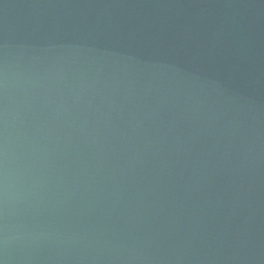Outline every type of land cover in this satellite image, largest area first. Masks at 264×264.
I'll return each instance as SVG.
<instances>
[{"label":"water","instance_id":"obj_1","mask_svg":"<svg viewBox=\"0 0 264 264\" xmlns=\"http://www.w3.org/2000/svg\"><path fill=\"white\" fill-rule=\"evenodd\" d=\"M0 264H264V0H0Z\"/></svg>","mask_w":264,"mask_h":264}]
</instances>
